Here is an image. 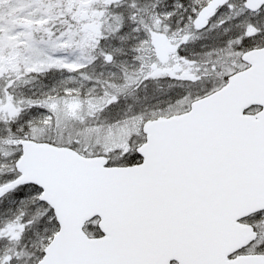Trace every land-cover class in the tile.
Instances as JSON below:
<instances>
[{
	"label": "snow or ice",
	"instance_id": "snow-or-ice-1",
	"mask_svg": "<svg viewBox=\"0 0 264 264\" xmlns=\"http://www.w3.org/2000/svg\"><path fill=\"white\" fill-rule=\"evenodd\" d=\"M0 264H264V0H0Z\"/></svg>",
	"mask_w": 264,
	"mask_h": 264
}]
</instances>
